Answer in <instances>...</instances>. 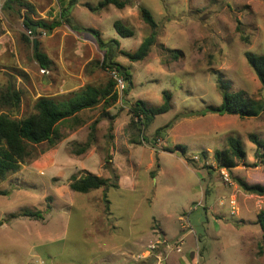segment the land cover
<instances>
[{
  "label": "rangeland",
  "instance_id": "obj_1",
  "mask_svg": "<svg viewBox=\"0 0 264 264\" xmlns=\"http://www.w3.org/2000/svg\"><path fill=\"white\" fill-rule=\"evenodd\" d=\"M7 1L0 0V94L8 88L21 94L20 108L8 112L12 118L35 114L41 98L65 103L113 80L102 68L105 53L96 35L87 30L119 43L114 62L131 84L116 90L113 105L102 103L61 124L56 146H34L21 170L0 183V191L9 193L0 196L1 224L25 210L44 215L40 221L18 218L1 230L0 263L182 264L189 258L188 264H264L257 224L264 196L245 194L234 181L264 185V149L249 139L264 142V112L251 119L207 113L222 105L219 80L264 102L246 59L247 53L264 55V0H119L129 2L123 10L100 8L105 0L73 6L70 0H21L24 7L10 10ZM142 7L158 24L157 42L144 61L131 62L122 53H135L152 33L141 20ZM67 8L70 24L60 16ZM41 21L63 24L52 33L37 28V36L25 25ZM117 21L134 35L121 37ZM35 40L51 61L48 69L34 58ZM164 92L171 95L168 113L148 128L132 118L136 102L158 108ZM231 137L241 141L246 159L226 172V183L214 154ZM88 142L90 149L79 155ZM179 145L186 154L175 150ZM86 173L115 187L73 192L71 178Z\"/></svg>",
  "mask_w": 264,
  "mask_h": 264
},
{
  "label": "trees",
  "instance_id": "obj_2",
  "mask_svg": "<svg viewBox=\"0 0 264 264\" xmlns=\"http://www.w3.org/2000/svg\"><path fill=\"white\" fill-rule=\"evenodd\" d=\"M78 0H70L69 6L76 5ZM110 5L118 9H125L129 2L119 0H105L100 4V8H106ZM69 9H65L61 13L63 22L70 24L68 18ZM140 17L144 24L150 27L152 33L146 37L141 43L140 47L135 53L123 52L122 54L131 62L144 61L151 48L157 42L158 24L155 21L151 12L146 8H140ZM63 22H53L46 24L45 22L25 23L31 33L37 36V25L40 30L52 33L53 30L63 24ZM117 33L123 38H129L134 35V32L126 27L123 23L117 21L114 24ZM78 30L76 27H72ZM92 32L97 37V45L99 49L104 52V60L102 68L110 71H117L120 73L126 82H130V75L124 67L114 62L113 51L115 47H119L116 41L105 42L101 38L98 31L87 30ZM24 40L29 42V39L24 37ZM174 59H178L180 52L171 51ZM34 58L42 69H48L51 65L49 58L39 52L35 51ZM246 59L253 69L257 79L264 90V55L257 56L252 53L246 54ZM219 89L222 96V105L218 108H209L207 113L238 116L242 119L257 118L264 112V102H259L251 99L246 92L238 91L232 92L230 87L219 80ZM118 93L116 91V83L112 80L104 89L94 87H87L84 90L76 93L72 99L65 103H57L51 98H41L37 101L35 106V114L22 120L14 119L8 113L11 110H17L21 104V94L8 88L5 92L0 94V183L6 181L11 175L18 173L25 162L32 158V151L34 146L47 143L50 147H54L61 140L59 134V126L70 120H76L77 116L84 112L90 111L101 105L102 103L111 106L118 100ZM171 109V95L168 92L163 94V104L158 108H150L144 102H136L131 107V115L133 119H138L143 127L148 128L152 120L159 115L169 112ZM162 131L156 132L157 135ZM93 137L90 135L89 139ZM250 142H252L258 149H264V142L260 141L256 135H250ZM88 142L84 147L78 151V154H83L90 149ZM175 150H179L182 154H186L185 146H176ZM171 153L173 151H170ZM205 156V155H204ZM203 156V157H204ZM258 158V157H257ZM214 159L220 169L232 171L238 164L246 159V151L240 140L236 138H229L227 147L222 151H217L214 154ZM238 187L248 195L264 196V185H250L240 178H234ZM111 180L95 176L91 173H86L81 177L73 176L70 182V189L73 192L87 194L93 190L105 188L109 190L114 188ZM8 191H0V196H7ZM43 212H33L25 210L20 214L10 215L11 219L28 218L35 221L43 220ZM257 224L262 231V244L259 247V254L264 253V210H261L257 215Z\"/></svg>",
  "mask_w": 264,
  "mask_h": 264
},
{
  "label": "built area",
  "instance_id": "obj_3",
  "mask_svg": "<svg viewBox=\"0 0 264 264\" xmlns=\"http://www.w3.org/2000/svg\"><path fill=\"white\" fill-rule=\"evenodd\" d=\"M31 33V31H30ZM32 34V33H31ZM45 72V71H43ZM110 74L112 76V79L113 81L116 83V90L119 92V93H122L124 92L125 90V87H126V81L124 79V77L118 73L117 71H110ZM227 170L226 169H223L222 170V177H223V181L226 182V183H230V179H229V176L228 174L226 173ZM230 205H231V214L234 215L236 214V202L235 200H231L230 201ZM181 250L178 249V252H180Z\"/></svg>",
  "mask_w": 264,
  "mask_h": 264
},
{
  "label": "crops",
  "instance_id": "obj_4",
  "mask_svg": "<svg viewBox=\"0 0 264 264\" xmlns=\"http://www.w3.org/2000/svg\"><path fill=\"white\" fill-rule=\"evenodd\" d=\"M5 4H6L5 6H6L8 9L13 10V6H12V5L17 4V5H21V6H22L24 3H22L21 0H8ZM69 4H70V1H69ZM22 7H24V5H23ZM35 27L38 28L37 25H36ZM37 28H36V29H37ZM18 221H19V220L16 219V221L12 222L11 224H1V223H0V234H1V230H2V229H4V230L11 229L12 226H14L15 224H17ZM163 241H165V239H163L162 242H163ZM190 253H191V252H190ZM188 260H190V259H189V258H188V259H187V258H185V259L182 258V259H181V263H182V264H188ZM0 264H8V262L1 260V263H0ZM163 264H165V261L163 262Z\"/></svg>",
  "mask_w": 264,
  "mask_h": 264
},
{
  "label": "water",
  "instance_id": "obj_5",
  "mask_svg": "<svg viewBox=\"0 0 264 264\" xmlns=\"http://www.w3.org/2000/svg\"><path fill=\"white\" fill-rule=\"evenodd\" d=\"M37 27H35V29H36ZM34 49H35V51H37V40H35L34 41Z\"/></svg>",
  "mask_w": 264,
  "mask_h": 264
}]
</instances>
